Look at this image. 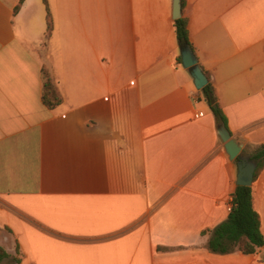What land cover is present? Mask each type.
Wrapping results in <instances>:
<instances>
[{
    "label": "crops",
    "instance_id": "0c3cea01",
    "mask_svg": "<svg viewBox=\"0 0 264 264\" xmlns=\"http://www.w3.org/2000/svg\"><path fill=\"white\" fill-rule=\"evenodd\" d=\"M0 0V244L21 264H264L213 254L239 168L184 68L173 0ZM183 10V6H182ZM229 131L264 145V0H186ZM47 69L64 102L42 100ZM264 235V171L253 184Z\"/></svg>",
    "mask_w": 264,
    "mask_h": 264
},
{
    "label": "trees",
    "instance_id": "16d2710c",
    "mask_svg": "<svg viewBox=\"0 0 264 264\" xmlns=\"http://www.w3.org/2000/svg\"><path fill=\"white\" fill-rule=\"evenodd\" d=\"M25 0H20L15 13H18ZM47 11V33L51 36L54 30V22L50 11L48 0H43ZM183 10L186 0H182ZM189 22L186 17L175 21L176 33L179 49L189 46L190 42ZM194 52V50H193ZM43 75V104L50 110L61 106L64 102L52 74L47 70H42ZM209 83L202 90L203 96L207 100L217 124H224L227 129L228 120L219 103L216 90L211 83L210 77L206 75ZM251 160L257 164L254 182L264 171V145L260 146L251 154ZM237 162V161H236ZM233 206L226 222L218 226L211 232L208 248L211 253L219 255H229L237 251L245 255H254L264 248V235L261 231V218L254 208L253 187L238 186L234 197ZM20 246L17 245L16 256H12L7 249L0 244V264H21Z\"/></svg>",
    "mask_w": 264,
    "mask_h": 264
},
{
    "label": "water",
    "instance_id": "95a60500",
    "mask_svg": "<svg viewBox=\"0 0 264 264\" xmlns=\"http://www.w3.org/2000/svg\"><path fill=\"white\" fill-rule=\"evenodd\" d=\"M183 17L182 0H173V19L179 20ZM181 61L185 69H187L198 90H203L209 83L206 74L199 66L198 60L193 50L186 46L181 49ZM218 134L221 141L224 144V149L230 160L237 161L239 173H238V186L252 187L254 184L255 172L257 164L251 160L250 157L243 155L244 146L239 144L233 139L230 131L224 124H219Z\"/></svg>",
    "mask_w": 264,
    "mask_h": 264
},
{
    "label": "built area",
    "instance_id": "2783aa9c",
    "mask_svg": "<svg viewBox=\"0 0 264 264\" xmlns=\"http://www.w3.org/2000/svg\"><path fill=\"white\" fill-rule=\"evenodd\" d=\"M233 206V205H232ZM231 209H232V207H231Z\"/></svg>",
    "mask_w": 264,
    "mask_h": 264
}]
</instances>
